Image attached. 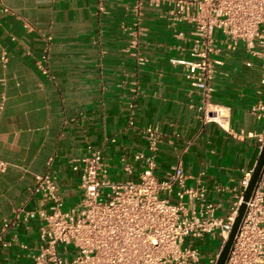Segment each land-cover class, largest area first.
<instances>
[{
    "label": "crops",
    "instance_id": "1",
    "mask_svg": "<svg viewBox=\"0 0 264 264\" xmlns=\"http://www.w3.org/2000/svg\"><path fill=\"white\" fill-rule=\"evenodd\" d=\"M2 1L10 11L0 9V159L8 162L0 229L15 208L40 205L32 190L48 169L65 204H76L81 169L73 164L89 145L103 150L112 179H138L140 165L127 172L122 158L147 148L150 124L164 135L157 176L181 159L187 184L201 179L219 214L228 212L262 147L264 121L252 112L261 98L259 60L225 48L211 98L225 113L221 126L206 120L203 95L172 61L189 57L191 42L189 25L169 24V0H145L140 12L139 0ZM23 215L9 234L17 241L0 244V264H27L36 252L42 222Z\"/></svg>",
    "mask_w": 264,
    "mask_h": 264
},
{
    "label": "built area",
    "instance_id": "2",
    "mask_svg": "<svg viewBox=\"0 0 264 264\" xmlns=\"http://www.w3.org/2000/svg\"><path fill=\"white\" fill-rule=\"evenodd\" d=\"M169 1V24L189 25L191 42L189 57L172 61L184 65L190 85L203 95L206 120L224 125L225 113L211 98L225 65L223 52L233 46L261 62V98L252 112L264 121V0ZM144 4L145 0H139L138 12ZM0 9L10 11L2 0ZM2 60H7L6 52ZM42 70L48 72L44 66ZM2 109L0 104V113ZM143 135L147 148L122 158L127 172L140 165L136 180L112 179L103 150L89 145L88 155L73 164L74 170L81 169V196L72 206L65 204L51 169L37 175L32 192L40 198V205L31 210L15 208L0 229V244L10 247L17 241L9 234L24 214L25 221L37 217L42 222L36 252L27 264H216L253 170L241 180L228 212L220 215L219 205L210 199L201 179L196 185L187 184L189 176L181 159L166 178L157 176L164 135L153 124L144 128ZM260 142L263 146L264 134ZM7 168L8 162L0 159V172ZM262 263L264 169L225 264Z\"/></svg>",
    "mask_w": 264,
    "mask_h": 264
},
{
    "label": "water",
    "instance_id": "3",
    "mask_svg": "<svg viewBox=\"0 0 264 264\" xmlns=\"http://www.w3.org/2000/svg\"><path fill=\"white\" fill-rule=\"evenodd\" d=\"M263 169H264V144H263L261 151L259 153L257 162L253 168L249 183L245 189L243 200H242V203L240 205L238 214L236 216L233 228H232L230 235H229L228 239L226 240V242H225V244H224V246H223V248L219 254V257H218L216 264H225L226 263V260L228 258L229 252H230L232 244H233V241L235 239V236L238 232V229L240 227V224H241L243 217H244V214L246 212L247 202L252 197V194H253L254 189L256 187V184H257V182H258V180L262 174Z\"/></svg>",
    "mask_w": 264,
    "mask_h": 264
},
{
    "label": "rangeland",
    "instance_id": "4",
    "mask_svg": "<svg viewBox=\"0 0 264 264\" xmlns=\"http://www.w3.org/2000/svg\"><path fill=\"white\" fill-rule=\"evenodd\" d=\"M218 34H219V32H218ZM218 34H217V35H218Z\"/></svg>",
    "mask_w": 264,
    "mask_h": 264
}]
</instances>
